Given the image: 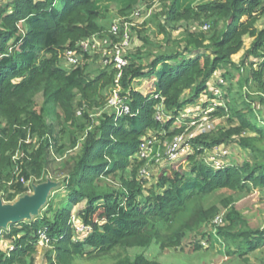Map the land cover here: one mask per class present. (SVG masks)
I'll list each match as a JSON object with an SVG mask.
<instances>
[{
	"label": "trees",
	"instance_id": "trees-1",
	"mask_svg": "<svg viewBox=\"0 0 264 264\" xmlns=\"http://www.w3.org/2000/svg\"><path fill=\"white\" fill-rule=\"evenodd\" d=\"M105 1L119 5L112 15L101 11L97 0H8L0 6V188L8 198L24 192L23 180L43 182L57 160L55 154H67H62V205L49 200L41 216L10 225L4 236L12 244L0 250V264H33L41 232L50 247L47 264H74L116 248L123 253L103 264H164L128 250L146 248L153 241L178 248L188 230L208 225L222 212L217 205L206 207L208 198L248 185L264 187V148L257 143L264 138V128L256 116L264 106V0H210L182 9L176 0ZM156 2H163L160 27L165 47L153 53L148 49L153 43L139 30L141 45L131 49L130 44L124 52L128 65L120 80L121 95L134 115L115 117L113 110L104 109L95 116L91 112L106 105L116 70L104 65L98 53L84 54L81 63L68 68L62 53L93 34L113 37L108 30L117 18L132 22L136 8L143 7L145 14ZM157 16L155 11L148 19ZM178 22L187 28L172 40L164 27ZM194 23L199 27H190ZM204 24L207 30L201 28ZM133 25L129 29L134 30ZM246 36L252 40L244 48ZM242 49L240 60H234ZM92 57L99 60L97 68L91 67ZM234 72L248 92L243 110L227 102L216 106L210 117H225L230 124L195 135L194 154L186 158L190 170L181 164L163 167L154 186L161 191L144 195L139 179L144 161L133 157L142 138L162 132L171 138L181 132L183 126L172 125L185 104L194 103L208 89L215 73L230 83ZM142 79L153 82L151 90L136 88ZM38 93L58 106L57 131L38 108ZM161 105L172 117L157 121L154 115ZM220 144L259 151L262 158L241 164L226 159L218 169L198 158ZM116 172L118 189L98 184L101 176ZM83 199L87 206L73 220L71 208ZM229 201H221L224 223L215 237L227 253L245 256L264 243V230L246 226ZM81 225L86 229L78 230Z\"/></svg>",
	"mask_w": 264,
	"mask_h": 264
},
{
	"label": "rangeland",
	"instance_id": "rangeland-1",
	"mask_svg": "<svg viewBox=\"0 0 264 264\" xmlns=\"http://www.w3.org/2000/svg\"><path fill=\"white\" fill-rule=\"evenodd\" d=\"M177 6L182 8L192 7L196 6L198 4H201L203 2H207L210 0H176ZM97 2H100L98 8L101 11L105 12H116V8H118L119 5L114 4H108L105 0H97ZM6 3L0 2V6H4ZM141 8V7H139ZM163 2H156L155 5L152 8H149L148 11L144 14L142 13L137 17L132 14V16L135 17V19L132 20L134 30L129 29L128 32L130 33V30L132 31L131 34V49L135 48L136 46L141 45V40L139 37H137V34L140 30V33L142 35L146 34L147 37H149L150 41L153 43L148 47V49H151L153 53L157 52L160 47H165V38L164 37V30L160 27L163 22ZM158 12V15L156 18H149L150 14L152 12ZM114 19V18H113ZM112 19V20H113ZM109 21H107L106 24H108ZM112 22V21H111ZM262 19L259 20L256 23V26L258 28L262 27ZM198 28L199 25L197 23H194V25L190 24V27L193 29ZM165 29H168V32L171 34L172 40L175 38H178L181 33H183L184 28H187V26L182 25L181 22L178 23H168ZM252 38L246 36L244 38V48H247L251 43ZM146 48V47H145ZM128 49V48H127ZM126 49V50H127ZM204 52V51H203ZM208 53V52H207ZM243 53V49L236 55H234L232 58L236 61L240 60V56ZM147 59L144 60L146 62ZM90 64L92 68H97L99 60L96 61L94 57L90 59ZM63 64L70 68L65 61H63ZM216 75H213L211 80L209 81L208 89L205 92H202L200 96L195 100L194 103L185 104L184 108L181 110V114H186L187 110H190L195 113L197 117L201 118L199 119L195 125L192 126L191 131L196 132H210L213 133L217 131L219 128L223 126H227L230 124L225 117L222 118H215L214 120H211L207 118V114H204V106L203 104L208 102L209 99L212 98L211 90L216 82ZM225 80V79H224ZM153 82L149 81L147 79H142L138 86L136 88L140 90L149 91L152 89L151 86ZM225 87V88H224ZM223 87V91H225V96L222 95V97L219 99L220 104H228L232 105V108L236 111L243 110V100L248 99V95L245 89V86H243V83L241 81V77L238 73L234 72L233 78L231 82L225 80V86ZM154 89V88H153ZM250 92H252V89L249 87L247 88ZM224 93V92H223ZM227 94V95H226ZM188 95V91L185 92V97ZM35 100L38 104V108L44 109L47 121L52 125L53 129L55 131L58 130L57 126V114L59 112L58 106L52 104L49 102L42 93H38L35 96ZM255 104H257L255 102ZM254 104V105H255ZM106 110H111L110 108H106ZM257 123L260 127L264 128V106L261 109V111H257ZM95 116H98L102 113L100 110H93L91 112ZM202 114L201 117L197 114ZM204 117V118H203ZM232 119L235 122V115H232ZM184 123H189L191 121V118L185 117ZM129 128L133 127V125H130L129 122L126 123ZM180 123L176 121L173 123L172 126L178 127ZM170 129H173L172 127ZM168 136L158 133H152V137L154 139V149L157 151H160V158H162V155L164 154L166 147L171 140ZM169 140V141H168ZM259 146L264 148V138L260 139L258 142ZM219 148H224L228 152V157H223V161L226 159L232 160L233 163L241 164L244 160L253 161L254 159L260 160L261 153L259 151L251 152L249 150H241L236 145H224L220 144ZM70 154L72 151H68ZM62 154H64L65 158L67 154L63 153V151H59L55 154L57 157V160L53 164H51L50 168L48 169V172L46 174V178L43 182L46 181V183H49V189L46 192L45 196V202L38 208H36L34 211H30L28 217L24 220L31 221L34 218H37L41 216L46 208V204L49 200H54V205L61 204V201L64 199V195L66 193L65 187L62 185L63 175H65V171L63 170V157ZM194 154L193 146L190 145L189 147H186L185 151L182 152L179 159L172 163L174 165L181 164L183 165L184 169L190 170L191 164L186 160L188 155ZM203 157L206 161V154L198 155V158ZM203 159V160H204ZM172 164H166L165 161L160 159L157 162L150 161L148 165L146 166L148 175L144 177H140L141 184H142V192L144 195H148L150 191H161V189L154 188L156 185L157 177L160 172V170L168 165ZM118 172L116 173H110L109 175L101 176L98 180L99 185H105L109 188L118 189L119 183L116 178ZM43 182H37L36 179H29V180H23V188L24 192L17 194L11 198L6 197L7 191L4 190V188H0V199L3 204L5 205H12L15 204L18 200H20L23 197L26 196H32L35 193L36 187L43 183ZM230 200L229 206L232 205L238 213L243 217L245 220V225L252 229H259L264 230V187L262 188H252V186L248 185L244 190H241L239 192L231 194L228 191H221L216 195L211 196L205 201V206L208 207L210 205H217L219 209L223 212H225V207L221 203L222 200ZM66 200V199H65ZM87 206L86 199H83L78 204L72 206L71 212L72 216L76 218L77 214L84 209ZM221 213V212H220ZM17 224V222H9L7 225L0 229V250H6L9 245L12 243L9 240H5L4 232L9 231L10 225ZM210 223L208 225H202L199 228L188 230L185 233L184 238L181 241V246L178 248H168V247H161L159 243L156 241L151 242V244L146 248H140V247H133L129 249L130 254L141 252L145 256H147L149 259H154L159 262H162L164 264H264V243L260 244V246L253 252L249 253L245 256H238L237 254H229L226 251V245L224 243H221L211 232H210ZM196 245H200L201 247L198 249H194ZM234 248V247H232ZM50 250V247L47 245L38 243L37 245V251L35 255L33 256V264H47L46 262V253ZM117 253H123V250L120 248H116L113 252H111L108 255H102V256H94L91 255L89 257H82L75 260L74 264H103V263H109L114 261L113 255Z\"/></svg>",
	"mask_w": 264,
	"mask_h": 264
},
{
	"label": "built area",
	"instance_id": "built-area-1",
	"mask_svg": "<svg viewBox=\"0 0 264 264\" xmlns=\"http://www.w3.org/2000/svg\"><path fill=\"white\" fill-rule=\"evenodd\" d=\"M8 0H0V2H6ZM141 8H136L133 14L137 17L141 14ZM149 13V10H148ZM130 25H133V22L128 21L125 17L117 18L110 26L108 32L111 36H101L98 34H93L89 37L79 40L73 48H67L62 53L63 59L68 66H76L84 60V54L92 55L98 53L104 65L111 64L112 67L116 70L114 77V84L110 89L108 96L106 98V105L102 109L103 111L107 107L113 110L115 117L129 115H134L129 105L124 101L125 97L121 95V77L124 68L128 65V60L124 56V52L131 44V34L128 32ZM203 30L209 28L208 24H204L201 27ZM216 82L211 90L212 98L208 102L204 103V114H207V118H211L209 113L215 109L216 106L222 105L219 102V99L224 94L223 87L225 86L224 78L219 74L215 73ZM154 97H159V94H155ZM80 113V111H78ZM197 112L187 110L186 114H181L177 116V121L180 123L179 126H183V130L175 134L169 141L162 158H160V151L154 149V139L152 133L144 136L139 145L138 151L134 154V158L137 160H143L144 164L139 170V176L144 177L148 175L146 166L150 161H155L158 163L160 159L165 161L166 164H172L176 162L186 147L191 145V140L195 135L202 133L191 131L192 126L201 118L195 116ZM201 117L202 114H197ZM170 113H166L163 110L161 105L159 109L155 112L154 118L157 121H163L171 118ZM191 118V121L184 123V118ZM204 118V117H203ZM164 134V132H162ZM228 152L224 148H219L218 146L213 147L211 150L206 152V162L215 169L222 168L225 165L223 157H228ZM74 220L75 217L72 216ZM224 223V212L217 214L212 221L210 222V232L216 236L217 227L223 225ZM78 230L86 229L84 226H77ZM41 240L39 243L47 245V239L45 233H40Z\"/></svg>",
	"mask_w": 264,
	"mask_h": 264
},
{
	"label": "water",
	"instance_id": "water-1",
	"mask_svg": "<svg viewBox=\"0 0 264 264\" xmlns=\"http://www.w3.org/2000/svg\"><path fill=\"white\" fill-rule=\"evenodd\" d=\"M50 184L43 182L36 187L32 196H26L15 204L5 205L0 199V229L9 222H19L28 217L30 211H34L45 202L46 192Z\"/></svg>",
	"mask_w": 264,
	"mask_h": 264
}]
</instances>
